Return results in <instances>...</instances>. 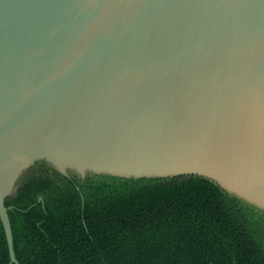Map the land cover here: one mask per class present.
I'll use <instances>...</instances> for the list:
<instances>
[{"label":"water","instance_id":"obj_1","mask_svg":"<svg viewBox=\"0 0 264 264\" xmlns=\"http://www.w3.org/2000/svg\"><path fill=\"white\" fill-rule=\"evenodd\" d=\"M183 178L264 217V0H0L7 264L17 186Z\"/></svg>","mask_w":264,"mask_h":264},{"label":"trees","instance_id":"obj_2","mask_svg":"<svg viewBox=\"0 0 264 264\" xmlns=\"http://www.w3.org/2000/svg\"><path fill=\"white\" fill-rule=\"evenodd\" d=\"M4 206L19 264H264V217L207 179L22 185Z\"/></svg>","mask_w":264,"mask_h":264}]
</instances>
